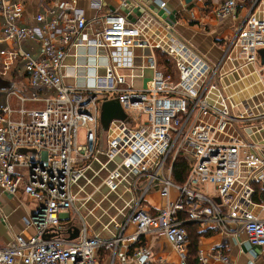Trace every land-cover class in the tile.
<instances>
[{
	"label": "built area",
	"instance_id": "built-area-1",
	"mask_svg": "<svg viewBox=\"0 0 264 264\" xmlns=\"http://www.w3.org/2000/svg\"><path fill=\"white\" fill-rule=\"evenodd\" d=\"M261 1L210 63L169 25L159 31L148 19L131 23L110 12L93 28L76 0H53L34 16L36 24L20 25L22 4L0 0V43L11 44L0 47V73L20 60L31 92L16 108L0 105V188L11 194L21 188L38 203L28 219L34 234H14L0 248V264H97L99 249L108 251L107 264H140L147 247L119 248L150 233L163 235L178 264H188L185 223L226 236L243 233L250 245L264 248V63L258 54L264 17L255 12ZM236 5L223 0L214 14L234 16ZM26 40L38 44L36 55L22 49ZM156 51L170 62L169 71L159 68ZM235 71L238 78L224 83ZM249 76L254 80L227 92ZM250 87L247 97H235ZM111 99L125 118L112 119L99 138L100 106ZM178 159L187 170L182 182L172 177ZM152 190L159 207L145 200ZM103 215L112 226L94 232L87 219L101 224ZM72 226L78 235L67 239ZM213 252L233 264L221 248Z\"/></svg>",
	"mask_w": 264,
	"mask_h": 264
},
{
	"label": "crops",
	"instance_id": "crops-1",
	"mask_svg": "<svg viewBox=\"0 0 264 264\" xmlns=\"http://www.w3.org/2000/svg\"><path fill=\"white\" fill-rule=\"evenodd\" d=\"M4 1L22 4L20 25L36 24L34 16L37 13H44L46 8L53 4V0ZM123 1L125 0H76L75 6L81 10L84 18L91 22L93 28H99L100 18L110 12L124 14L127 21L131 23L148 19L150 26L159 31L164 25H169L176 36L203 54L210 63L216 62L221 57L237 27L246 14L253 9L252 4L258 2V0H236L235 15L220 18L214 14V10L223 0H128L143 10L140 16L131 9L123 10ZM255 12L264 17V0L258 4ZM2 23L3 19L0 16V30ZM10 45V43H0V47ZM21 47L32 55L38 53V44L33 41L26 40ZM71 63L72 58L67 57L66 64ZM229 68L228 63L223 65L224 70L229 71ZM147 72L150 73V71ZM230 74L233 75L234 72ZM224 79V83L231 81L228 78ZM66 81L71 82L68 79ZM256 89H259L258 84ZM11 91L13 93H10ZM30 93L20 60L15 61L5 72L0 73V105L8 104L11 108H16L19 104L18 98L28 97ZM35 105L32 101H25V106L28 108ZM17 171L24 172L22 168H18ZM159 203L161 205V198ZM37 208L38 203L22 192L21 188L12 194L0 188V248L7 246L14 234L23 236L34 234V227L29 224L28 219ZM62 224V227L66 229L67 222L63 221ZM191 225V234H198V237L195 249H191L189 248L191 239L188 236V264H201L202 258L206 260L205 264H225L214 255L213 251L218 248L222 249L233 264H264V248L250 245L243 233L226 236L210 227ZM93 231H98V228H93ZM132 231V229L125 231V234ZM122 244L123 246L119 248L120 253L131 252L138 245L148 248V252L140 259V264H158L159 260L164 264H178L177 252L166 243L164 236L158 233L142 235L137 244L129 241H124ZM97 259V264H107L108 251L99 249Z\"/></svg>",
	"mask_w": 264,
	"mask_h": 264
},
{
	"label": "rangeland",
	"instance_id": "rangeland-1",
	"mask_svg": "<svg viewBox=\"0 0 264 264\" xmlns=\"http://www.w3.org/2000/svg\"><path fill=\"white\" fill-rule=\"evenodd\" d=\"M264 49V48H263ZM260 50H262V49H259L258 50V54H259V51ZM162 57V56H161ZM157 58V62H158V64H159V68L161 69V70H163L164 72H166V71H169L170 70V66H169V64H167L166 62H164V60H163V57L162 58H158V57H156ZM83 59L81 58L80 59V61H82ZM149 75H150V73L149 72H146V78L143 80V83L145 84L146 82H147V80L149 79ZM251 76H249L248 78H244L242 81H238V82H235V83H233V85H231L229 88H227L228 90H227V92L228 93H235V90L236 89H238V88H240V87H243L244 85H246L247 83H249V82H251V81H253L254 80V77L253 78H250ZM226 78H228L229 80H231V81H234V80H236L237 79V73H236V71L234 72V74L233 75H231V74H227V76L225 77V79ZM224 79V80H225ZM256 87H257V85H255ZM249 89V90H248ZM256 90H258V89H256ZM253 92V90H252V88L250 87V88H247L246 90H243V91H241V92H239L238 94H235V97L237 98H244V97H247V95H249V94H251ZM98 135H99V138H104V136H105V134H104V132H103V130H102V126L100 125V129L98 130ZM83 133H84V128H82V127H79L78 128V130H77V136H78V142L79 143H81L82 142V140H83ZM80 183H81V181H80ZM87 190H89V188H87ZM209 192H210V190H209ZM97 195V194H96ZM94 196V198H95V200L97 199V196ZM156 196V199H155V196ZM212 199L215 201V198L214 197H212ZM145 200L147 201V202H150V204L152 203V204H154V205H152V206H157V207H159V205H160V197H159V195H158V192L156 191V190H152V191H150V192H148L147 193V195H146V197H145ZM100 205H101V207L102 208H105V206L106 205H104L103 203H100ZM90 207H93V204L91 203L89 206H88V208L90 209ZM94 212H95V214L96 215H98V214H100L101 213V211L99 210V208H97V209H95L94 210ZM108 214H113V209H109L108 210ZM88 221H89V223H90V225L92 224V228H98V230L101 228V226L102 225H104V224H106V223H108L107 221H108V219H107V217L105 216V215H103V217L100 219V223L101 224H99L98 222H96V223H93L92 222V218H88L87 219ZM112 226V223H108V228L109 227H111ZM207 227V226H206ZM133 230V227L130 225V226H128V228H127V230L126 231H129V230ZM179 261V260H178Z\"/></svg>",
	"mask_w": 264,
	"mask_h": 264
},
{
	"label": "water",
	"instance_id": "water-1",
	"mask_svg": "<svg viewBox=\"0 0 264 264\" xmlns=\"http://www.w3.org/2000/svg\"><path fill=\"white\" fill-rule=\"evenodd\" d=\"M122 9L125 11L131 9L132 12H135L137 16H140L143 11L141 8L133 5L128 0L124 1ZM259 56L261 62L264 63V49L259 51ZM124 118H125V114L122 111L121 106L116 99L103 101L101 103L99 120L103 131L107 130L108 124L112 119H124ZM67 233H68L67 239H73L78 235V228L76 226H72L71 228L67 229Z\"/></svg>",
	"mask_w": 264,
	"mask_h": 264
},
{
	"label": "trees",
	"instance_id": "trees-1",
	"mask_svg": "<svg viewBox=\"0 0 264 264\" xmlns=\"http://www.w3.org/2000/svg\"><path fill=\"white\" fill-rule=\"evenodd\" d=\"M156 55L157 57L159 58H162L163 57V60L164 62H166L167 64H169L170 66V62L167 60V58L164 56V54H162L161 52H158L156 51ZM162 56V57H161ZM159 66V64H158ZM160 67V66H159ZM175 169L172 170V177L175 181L177 182H182L184 180V177L186 175V172L187 170H185L184 168V164H183V161L178 159L174 165ZM263 197H264V194H263ZM256 199V198H255ZM185 228H186V231H187V235L189 236V238L191 239V243H189V248L191 249H195L196 247V244H197V237H198V234H191L192 231H191V224H188V223H185L184 224ZM101 250H104V249H101Z\"/></svg>",
	"mask_w": 264,
	"mask_h": 264
}]
</instances>
